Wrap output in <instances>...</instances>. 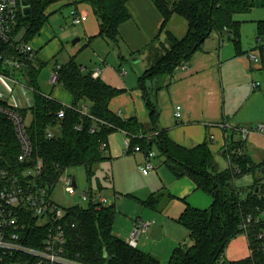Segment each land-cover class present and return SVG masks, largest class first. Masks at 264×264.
Listing matches in <instances>:
<instances>
[{"label":"trees","instance_id":"trees-1","mask_svg":"<svg viewBox=\"0 0 264 264\" xmlns=\"http://www.w3.org/2000/svg\"><path fill=\"white\" fill-rule=\"evenodd\" d=\"M29 1L30 16L26 17L20 12L18 24V30L25 29L24 40L27 42L39 33L47 19V7L56 0ZM128 1L79 0L92 7L99 22V34L90 41L96 38L114 43L120 41L119 28L131 18ZM151 1L164 18L162 29L176 14L186 20L188 31L181 39L166 32L172 46L140 78L142 88H145L148 80L170 76L175 67L189 60L214 32L224 34L227 31L237 54H242L241 23L235 20V16L248 14L258 5L264 7V0L260 3L258 0ZM257 28L259 38L264 40V20L257 23ZM0 49L17 57L9 46L2 45ZM46 65V62L36 66L34 61H24L20 70H5L18 79L22 76L24 82L34 89V106L20 110L25 121L28 120L27 133L33 153L27 164L18 161L21 149L15 127L4 114H0V171L22 176L28 167H33L35 161L41 159L43 175L40 182L49 186L50 191H53V186L64 171L70 168L83 167L91 179L94 168L107 159L101 146L105 144L107 149L109 136L122 131L130 139L132 148L139 146L146 154L152 152L155 145L165 156V165L174 177H190L197 189L213 198L212 205L205 210L186 204L178 222L189 231L193 245L175 248L168 264H264V238H259L260 234H264V160L255 163L245 153V139L234 140L233 135L227 138L222 154L229 161V168L219 171L207 144L185 148L173 142L166 133L157 132L156 128H153V132H157V135L148 138L136 118L124 120L112 112L110 103L123 90L108 85L99 77L94 78L93 73L86 72L74 57L59 69H54L59 77V86L73 96L72 105L65 106L46 96L38 85V78ZM84 105L89 108L88 114L81 112ZM148 106L152 109L150 102ZM60 112H63L62 116ZM151 117L155 124V112L151 113ZM92 129L95 131L92 132ZM238 170H241L240 174ZM259 173L262 175L261 181L257 180ZM245 174L253 175L254 184L247 196L242 197L243 192L238 190L235 181ZM98 188L100 191L103 189L100 182ZM163 197L169 200L174 198L171 194L162 193L141 203L156 210ZM116 213L114 205L101 207L91 203L87 208H67V221L69 225L75 224V227L67 228V255L84 264H162L157 258L138 247H131L114 234ZM248 216L253 221L247 231L241 230L239 226ZM46 232L45 228L38 227L30 230L29 233L36 234L37 238L31 237L25 244L41 248ZM242 233L247 236L251 255L239 261L226 262L223 256L227 245ZM17 261V258L8 256L0 264H13ZM20 261L33 264V260L26 257H20Z\"/></svg>","mask_w":264,"mask_h":264},{"label":"crops","instance_id":"crops-1","mask_svg":"<svg viewBox=\"0 0 264 264\" xmlns=\"http://www.w3.org/2000/svg\"><path fill=\"white\" fill-rule=\"evenodd\" d=\"M261 1L258 0L259 3ZM127 6L131 18L119 28V43L123 44L126 52H130L131 57L137 56L140 58L141 63L145 62L142 64V70L144 71H138L134 79L127 78L124 81L123 79H119L113 72V68L108 66L103 69L98 68L97 71L81 66L86 72L87 70L93 74L99 72L98 77L101 80L114 88L123 90L122 94L111 101L110 110L121 116L124 120L136 118L147 132L146 137L151 138L157 132H163L173 142L185 148L207 144L215 157L218 170H227L229 168V161L224 158L222 153L226 148L227 138L232 135L234 136V133L239 132L238 130L241 129L239 123L241 124L243 119L238 118V113L250 98L255 96L262 97L264 95V90H261L264 85L259 80L257 81L260 77L264 81V76L262 74L257 75L255 72L256 67L253 66V63H261L264 67V53L263 48L259 47L258 44L260 38L257 28V23L264 20V17L247 16L237 19L235 16V20L241 23L240 44L242 54H237L235 45L231 41L230 34L227 31L224 34L214 32L189 60L176 66L170 76L162 78V80H148L145 83V88H142L140 78L150 68L148 66L151 61L148 51L150 46L154 45L166 32H171L179 39L185 37L188 31V24L174 14L165 29H162L164 18L151 0H129ZM68 7L71 9L70 18L72 24L75 16L82 18L81 24H73V26H81V29L76 34L83 35L89 43L99 39L96 38L90 41L100 31L98 19L90 5L81 3L79 0H56L47 7L45 11L47 19L39 33L29 41L36 49V55L39 51L48 58H53L60 54V41L57 39L58 31L53 26L51 27L49 18ZM262 8L261 5H258L248 14ZM21 32L24 38L25 29L22 28ZM81 40L77 42H81ZM76 44H74L76 47L69 52V57L71 58H76V54L84 50L83 45ZM88 45L90 46V44ZM257 49L262 51V58L260 59L252 55L253 51ZM117 56L119 60L122 58L120 55ZM36 58L37 56L34 60L36 66H40V64L45 62L38 61L36 63ZM56 66L61 65L57 64ZM148 82L152 84L156 82L155 90L152 89V84L151 87H147L146 84ZM48 84L52 87V90L50 93H44L39 85L38 78V85L43 94L65 106L72 105L73 96L67 90L59 85L53 86L50 83V77ZM257 90L261 91L255 93ZM150 91H152V94ZM17 93L19 96H14L10 99V102H22L26 104L27 108L34 106L33 93L21 88L17 89ZM148 102L151 103L152 109L149 108ZM176 106L182 107V118L180 119L174 117ZM152 112L156 114L155 124L152 123ZM223 124L229 127L224 128ZM260 126L264 127V125ZM153 128H156L157 132H153ZM117 132L124 137L125 142L130 140L124 132ZM243 139L247 141L245 153L255 163H261L264 160V133L252 127V130L248 132L246 137L243 136ZM153 148H155V145ZM108 149L112 150L118 156L117 158L126 159L127 157L125 150L122 149L118 152L109 143V139L106 150ZM142 152L129 153L138 154ZM126 153L128 152L126 151ZM143 154L144 157L139 158L142 163L146 161V153L143 152ZM221 162H224L225 165L222 166ZM165 168L168 169L167 167ZM138 170H140V167H138ZM152 171L155 172H150L148 175L142 173L143 176L147 177L143 185L131 186V191L129 192L135 195L136 201L141 203L162 193L171 194L174 198L170 200L167 215L174 216L177 218V221L184 211L186 204L201 210L208 209L212 205V196L197 189L190 177L178 179L172 175L169 169L166 172L158 165L154 166V170ZM98 182L102 185L100 180ZM114 194L117 193L114 191ZM111 205L112 203H110ZM160 231V237L164 235L166 237L169 236L167 230L161 229ZM245 237L243 239L237 236L229 243L223 256L226 262L239 261L251 255L247 236ZM168 238L174 242L171 236ZM192 245L193 241L188 246Z\"/></svg>","mask_w":264,"mask_h":264},{"label":"rangeland","instance_id":"rangeland-1","mask_svg":"<svg viewBox=\"0 0 264 264\" xmlns=\"http://www.w3.org/2000/svg\"><path fill=\"white\" fill-rule=\"evenodd\" d=\"M70 10L69 7L65 8L49 18V24L51 27L53 26V28L58 31L57 39L60 41V54L53 58H48L39 51L36 55V63H38V61L47 62L46 67L43 68L39 77V85L42 91L44 93L51 92L52 87L48 84V79L51 73L57 64L63 65L69 61L71 58L69 57V52L76 47L74 46V42L79 41L80 39H82L81 42H76V45H83L84 50L76 54L75 60L78 64L86 69H94L96 71L98 68L103 69L108 66L113 68V72L119 77V79H123L124 81L127 78L134 79L137 72L142 70V64L145 62L143 61V63H141L140 58L137 56L131 57L130 52H126L123 44L119 42L114 43L110 40L99 38L89 43L83 35H77L76 33L79 32L81 26H73L70 18ZM177 16L186 22L184 18L179 15ZM247 16L264 17V7L260 10H254L251 14L238 15L236 18L242 19ZM88 44H90V46ZM258 44L259 47L263 48L264 53V42ZM171 46L172 42L168 38L167 33H165L162 38L158 39L154 45L150 46L148 49L150 54L149 59L151 60L148 66L151 67L158 58L163 56L166 51L171 48ZM117 55L122 57V60L120 59L121 61ZM252 55H255L260 59L262 58V51L257 49L256 51H253ZM253 66L256 67L255 72L257 75L262 74L264 76V67L261 63H253ZM124 72H126V75H123ZM21 77L22 76H20L19 80L24 83V78ZM160 79L162 80V78ZM258 80L264 85L262 77L257 79V81ZM155 83L156 82L152 84L148 82L146 85L147 87H151L152 84V89L155 90ZM261 90H264V86ZM261 90H257L255 93H259ZM150 93L152 94V91H150ZM251 105L252 107H250ZM238 118H241V120L243 119V122L241 124L239 123V125H241V128L245 129L247 132L251 131L252 127L258 129L260 125H264V95L262 97L255 96L250 98L249 101H246L238 113ZM26 123H28V120ZM242 138L243 135H241L240 132L234 133V140H241ZM109 143L115 147L118 152L124 149L125 155L127 156L126 159L117 158L118 156H116L112 150H105L104 156L107 159L94 168V174L91 179L83 167L68 169V174L75 177L77 182L76 195L70 196L65 192L63 180L61 179L53 191L52 199L63 208H70L73 206L87 208L88 202L81 199V195L84 192L92 189L94 194H102L110 203H112V205L115 206L117 211L113 227L114 234L126 241L130 233L135 229V223L139 221L152 223L149 230L141 233L138 249L157 258L162 264H168L169 257L171 256L174 247L188 248L190 247L188 245H190V243L192 244L189 237V231L177 221V218L172 215H167L168 205L170 203L169 199L164 197L160 198V201L157 204V209L154 210L136 201L135 195L129 192L131 191V186H141L146 181L147 177L142 174V168L145 167L146 161L142 163L139 159L144 157L143 152L138 154L126 153L127 149L125 140L119 132L112 133L109 136ZM152 152L155 154L151 159L153 165L155 167L158 165L161 169L167 172L168 169L165 168L166 166L164 164L166 161L165 156L162 155L156 147L153 148ZM221 165L224 166L225 163L221 162ZM138 167H140V170H138ZM152 172L155 171H151V173ZM113 176L114 178H112ZM98 180H100L104 186L101 191L98 188ZM253 184L254 178L252 174H245L238 177L235 181L238 190L243 192L242 197L247 196V193ZM114 191L117 194H114ZM161 229L167 230L169 232L168 237L171 236L175 243L170 241L171 239L166 237V235L155 239V232ZM245 236V233L238 235V237L243 239L246 238Z\"/></svg>","mask_w":264,"mask_h":264},{"label":"built area","instance_id":"built-area-1","mask_svg":"<svg viewBox=\"0 0 264 264\" xmlns=\"http://www.w3.org/2000/svg\"><path fill=\"white\" fill-rule=\"evenodd\" d=\"M22 1V0H21ZM19 0H0V47L2 45L9 46L17 57L10 55L6 50L0 49V114H4L14 125L16 135L20 144L21 153L18 161L21 164H27L32 157L33 146L27 133V125L25 119L20 114V110L28 109L26 104L22 102H10L14 96H19L17 89L33 93L34 89L27 83L21 82L17 77L6 73L10 71L20 70L24 66V61L33 62L36 57V51L30 42L23 38V33L18 30L19 13L23 12V7ZM82 23L80 16L73 19L74 25ZM263 43V40H259ZM57 69L60 66H56ZM126 75V72L123 73ZM99 72L94 73L93 77L97 78ZM50 83L53 86L59 85V77L57 71L54 70L50 76ZM83 114L89 113L87 106L81 107ZM63 112L59 115L62 116ZM174 117L182 118V107L176 106ZM224 128L229 126L223 124ZM260 132L264 133V127L260 126ZM95 129H92L94 132ZM244 137L247 131L243 128L238 130ZM157 135V133L155 134ZM51 138L52 135L49 134ZM127 152H141L139 146L134 148L130 145V140L125 142ZM102 150H106V145L101 146ZM155 154L149 152L146 154V164L142 168V173L148 175L154 170L151 162ZM241 170H238V174ZM43 175V162L41 159L35 161L33 167H28L22 176L11 175L7 171H0V262L5 257L17 258V262L21 263L20 257H26L33 260V264H84L77 258L67 255V228L75 227L67 221V208H63L60 204L52 199L54 189L58 182L62 179L64 190L70 196L77 193V182L75 177L68 174V169L61 175L59 181L50 191L49 186L43 185L40 180ZM83 201L88 205L98 204L101 207L110 206V202L102 194H94L92 189L81 195ZM253 218L248 216L239 226L241 230L247 231ZM152 223L137 222L135 229L130 233L127 243L131 247H138L139 237L142 232L149 230ZM45 228L46 235L41 248L30 247L25 242L30 239L37 238L36 234H30V230L35 228ZM260 239L264 238V234L259 235ZM19 257V258H18Z\"/></svg>","mask_w":264,"mask_h":264},{"label":"water","instance_id":"water-1","mask_svg":"<svg viewBox=\"0 0 264 264\" xmlns=\"http://www.w3.org/2000/svg\"><path fill=\"white\" fill-rule=\"evenodd\" d=\"M21 4H22V7H23V14L26 16V17H29L30 16V1L29 0H22L21 1ZM77 41L74 42V44L76 43ZM261 178H262V175L259 173L258 176H257V180L258 181H261ZM258 191V189H257ZM161 235V231L160 230H157L154 234V238L155 239H158Z\"/></svg>","mask_w":264,"mask_h":264}]
</instances>
